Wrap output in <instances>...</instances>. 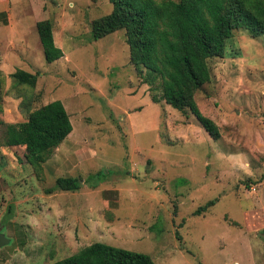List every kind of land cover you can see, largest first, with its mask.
Here are the masks:
<instances>
[{
    "label": "rangeland",
    "instance_id": "374dc122",
    "mask_svg": "<svg viewBox=\"0 0 264 264\" xmlns=\"http://www.w3.org/2000/svg\"><path fill=\"white\" fill-rule=\"evenodd\" d=\"M29 1L0 0L13 8L0 29V234L18 249L8 264H50L95 242L155 264H264V35L236 30L224 57L208 60L194 99L214 140L129 63L124 31L92 39L108 0ZM45 19L63 52L51 64L34 25ZM16 70L37 73L35 86ZM53 101L72 131L35 171L23 148L6 146V127ZM59 177L80 188L55 189Z\"/></svg>",
    "mask_w": 264,
    "mask_h": 264
},
{
    "label": "trees",
    "instance_id": "16d2710c",
    "mask_svg": "<svg viewBox=\"0 0 264 264\" xmlns=\"http://www.w3.org/2000/svg\"><path fill=\"white\" fill-rule=\"evenodd\" d=\"M109 14L89 23L93 40L124 31L129 63L145 69V82L159 80L161 99L179 111H189L214 140L220 138L215 123L199 110L194 95L210 81L208 60L222 58L226 43L236 30L252 38L264 35V0H108ZM35 29L46 63L63 57L54 43L50 20L36 22ZM37 73L16 70L11 77L34 87ZM0 72V90L2 87ZM154 102H157L153 98ZM64 106L53 101L30 112L26 120L6 127L5 144L24 149L26 162L40 171L42 165L71 133ZM55 189L75 192L77 178L59 177ZM214 204L206 203L199 214ZM50 264H155L145 254L95 242L75 254Z\"/></svg>",
    "mask_w": 264,
    "mask_h": 264
},
{
    "label": "crops",
    "instance_id": "0c3cea01",
    "mask_svg": "<svg viewBox=\"0 0 264 264\" xmlns=\"http://www.w3.org/2000/svg\"><path fill=\"white\" fill-rule=\"evenodd\" d=\"M29 2H33V0H30ZM11 9H13V8L8 3V7L7 8H4V9L0 10V29L1 28L3 29V28H9V27H11V25H10L11 23H10V20H9V10H11ZM19 9L20 8H15V10H17V11ZM34 25H35V22H34ZM52 33H53V31H52ZM53 38H54V36H53ZM2 41H4V40L0 38V57L3 56V51L9 49L8 48L9 46L6 47V48L4 47L5 49L3 48V46H2L3 42ZM79 223L80 224H83L81 222H79ZM99 223H95V224L98 225ZM117 223H118V221L114 222V224H117ZM112 224H113L112 222L104 223V224L103 223H100V225H99L100 227H98V228H100L102 230V228H105V225L111 226ZM5 246H3V247L0 248V264H8L9 262H11L12 259H13V256H14L13 252H15V251L18 250L17 248H15L16 250H13V252H12V250L7 249V247H5Z\"/></svg>",
    "mask_w": 264,
    "mask_h": 264
},
{
    "label": "water",
    "instance_id": "95a60500",
    "mask_svg": "<svg viewBox=\"0 0 264 264\" xmlns=\"http://www.w3.org/2000/svg\"><path fill=\"white\" fill-rule=\"evenodd\" d=\"M9 240L4 237V235L0 234V248L7 245Z\"/></svg>",
    "mask_w": 264,
    "mask_h": 264
}]
</instances>
